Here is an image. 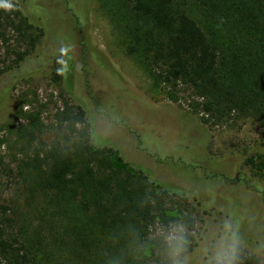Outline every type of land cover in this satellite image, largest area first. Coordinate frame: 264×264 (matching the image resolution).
I'll list each match as a JSON object with an SVG mask.
<instances>
[{"label":"trees","instance_id":"16d2710c","mask_svg":"<svg viewBox=\"0 0 264 264\" xmlns=\"http://www.w3.org/2000/svg\"><path fill=\"white\" fill-rule=\"evenodd\" d=\"M96 1L111 13L126 55L154 88L174 101L178 88L190 90L191 114L179 113L195 121L204 134L194 115L201 114L203 124L251 119L264 131V0ZM20 7L17 2L10 13L0 6V39L6 40L7 29L13 28L33 51L47 30L31 24ZM88 51L101 70L124 83L99 50ZM27 55L16 54L17 67ZM55 118L57 129H68L72 137L64 133L62 141L54 139L49 146L40 142L18 161L22 203L0 202V264H173L170 248L153 237L151 229L169 224L172 198L184 206L190 201L212 205L193 187L165 189L149 170L114 168L112 156L124 162L119 150L92 144L91 124L81 106L57 111ZM28 122L31 129L21 135L31 145L42 129L36 121ZM261 139L234 155L237 164L244 159L251 174L236 180L263 195L264 132ZM134 140L136 149L146 153ZM233 225L238 241L253 242L252 235ZM196 246L195 240L192 247H184L179 262L186 258L184 264H192ZM237 264L258 262L238 248Z\"/></svg>","mask_w":264,"mask_h":264},{"label":"rangeland","instance_id":"374dc122","mask_svg":"<svg viewBox=\"0 0 264 264\" xmlns=\"http://www.w3.org/2000/svg\"><path fill=\"white\" fill-rule=\"evenodd\" d=\"M17 2L29 22L46 27L47 32L33 51L19 41L13 28L7 29L6 40L0 39V202L18 199L22 203L18 161L34 145L40 147V142L49 146L54 139L62 141L64 133L72 137L68 129H57L55 115L81 106L91 124L92 144L119 150L124 162L112 156L114 168L131 173L149 170L165 189L193 187L200 199L212 205L201 207L190 201L184 206L172 198L167 207L169 224H156L151 229L153 237L169 247L168 233L181 226L187 241L184 247H192L195 240L198 243L192 264H207L206 248L226 223L234 222L233 226L253 239L252 243L238 241L237 249L264 264V194L239 184L237 177L251 174L244 159L237 164L234 155L261 142L264 131L259 124L243 118L203 124L201 114L194 115L204 134L195 121L179 113L191 114L190 90L178 88L174 101L154 88L126 55L122 35L101 1L92 0L89 6V0H0V6L11 13ZM91 48L102 53L128 87L100 69L97 58L88 54ZM18 52L28 55L17 67ZM29 120L36 121L42 131L26 145L28 137L21 132L30 128ZM134 138L146 153L136 149ZM170 256L178 259L171 252Z\"/></svg>","mask_w":264,"mask_h":264},{"label":"clouds","instance_id":"9594fccd","mask_svg":"<svg viewBox=\"0 0 264 264\" xmlns=\"http://www.w3.org/2000/svg\"><path fill=\"white\" fill-rule=\"evenodd\" d=\"M231 229V224L226 223L223 232L213 240L210 247L206 248L207 264H237L238 240ZM166 239L170 242L169 248L173 257H179L187 243L183 228L177 226L172 229ZM173 264L180 262L174 259Z\"/></svg>","mask_w":264,"mask_h":264},{"label":"snow or ice","instance_id":"6c2138e0","mask_svg":"<svg viewBox=\"0 0 264 264\" xmlns=\"http://www.w3.org/2000/svg\"><path fill=\"white\" fill-rule=\"evenodd\" d=\"M5 6H7V5H5Z\"/></svg>","mask_w":264,"mask_h":264},{"label":"flooded vegetation","instance_id":"af4514ba","mask_svg":"<svg viewBox=\"0 0 264 264\" xmlns=\"http://www.w3.org/2000/svg\"><path fill=\"white\" fill-rule=\"evenodd\" d=\"M81 33V32H80Z\"/></svg>","mask_w":264,"mask_h":264}]
</instances>
